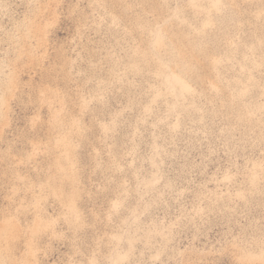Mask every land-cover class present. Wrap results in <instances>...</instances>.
Segmentation results:
<instances>
[{
    "label": "rangeland",
    "instance_id": "rangeland-1",
    "mask_svg": "<svg viewBox=\"0 0 264 264\" xmlns=\"http://www.w3.org/2000/svg\"><path fill=\"white\" fill-rule=\"evenodd\" d=\"M0 264H264V0H0Z\"/></svg>",
    "mask_w": 264,
    "mask_h": 264
}]
</instances>
